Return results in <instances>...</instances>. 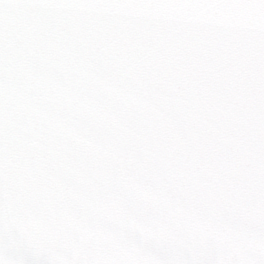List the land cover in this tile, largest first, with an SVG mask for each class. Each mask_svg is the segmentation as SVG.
Here are the masks:
<instances>
[{
    "label": "snow or ice",
    "instance_id": "obj_1",
    "mask_svg": "<svg viewBox=\"0 0 264 264\" xmlns=\"http://www.w3.org/2000/svg\"><path fill=\"white\" fill-rule=\"evenodd\" d=\"M0 264H264V0H0Z\"/></svg>",
    "mask_w": 264,
    "mask_h": 264
}]
</instances>
